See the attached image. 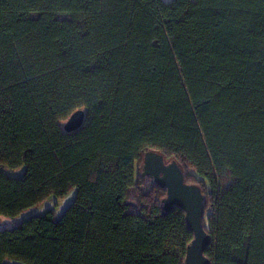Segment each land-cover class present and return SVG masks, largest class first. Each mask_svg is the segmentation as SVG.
<instances>
[{
	"label": "trees",
	"instance_id": "trees-1",
	"mask_svg": "<svg viewBox=\"0 0 264 264\" xmlns=\"http://www.w3.org/2000/svg\"><path fill=\"white\" fill-rule=\"evenodd\" d=\"M150 150L203 191L211 264H264V0H0V214L76 189L0 264H184Z\"/></svg>",
	"mask_w": 264,
	"mask_h": 264
},
{
	"label": "water",
	"instance_id": "water-1",
	"mask_svg": "<svg viewBox=\"0 0 264 264\" xmlns=\"http://www.w3.org/2000/svg\"><path fill=\"white\" fill-rule=\"evenodd\" d=\"M85 111H75L65 122L66 131L79 129L84 121ZM142 176L166 189V196L162 199L166 211L180 207L185 212L188 228L193 238L187 246L184 264H211L204 254L210 242V235L204 228L203 215L205 195L201 188L194 183L186 181L183 168L177 160L166 161L164 155L156 151H147L144 154Z\"/></svg>",
	"mask_w": 264,
	"mask_h": 264
},
{
	"label": "rangeland",
	"instance_id": "rangeland-1",
	"mask_svg": "<svg viewBox=\"0 0 264 264\" xmlns=\"http://www.w3.org/2000/svg\"><path fill=\"white\" fill-rule=\"evenodd\" d=\"M169 1V0H164ZM60 125L64 127L65 121H61ZM17 174V173H13ZM76 196V189H72L65 197L63 198H55L54 196L49 197L45 201L29 207L28 209L24 210L20 215L16 217H9L6 215L0 214V230L6 229V228H13L17 225H20L21 222L35 214H43L48 209H54L56 213L59 215L61 214L64 209L69 206L75 199ZM5 264H24L20 261L6 259Z\"/></svg>",
	"mask_w": 264,
	"mask_h": 264
}]
</instances>
